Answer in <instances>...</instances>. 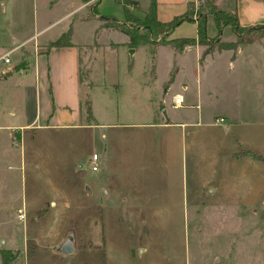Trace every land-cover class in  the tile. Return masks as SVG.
Here are the masks:
<instances>
[{"label": "rangeland", "instance_id": "obj_1", "mask_svg": "<svg viewBox=\"0 0 264 264\" xmlns=\"http://www.w3.org/2000/svg\"><path fill=\"white\" fill-rule=\"evenodd\" d=\"M136 1L138 8L132 12L142 18L151 0ZM212 1L221 0H196L186 13L196 21ZM46 2L33 6L15 1L0 14V31L8 36L0 39V59L10 53V65L0 61V238L5 239L0 246L12 241L22 248L25 231L43 222L37 231L41 239L48 222L60 236L68 234L86 245L97 242L98 249L106 240L111 264H264V36L229 53L211 51L222 53L201 64L191 52L175 58L174 65L170 49L162 50L154 63L146 47L126 54L125 37L97 29L99 19L78 21L90 9L75 19L80 0H50L44 7ZM224 2L234 10L235 0ZM243 5L248 6L244 0ZM97 10L102 17L125 18L116 0H101ZM257 26L264 27V18L245 28ZM207 27L213 35L212 23ZM68 29L69 40L88 57L82 72L91 68L95 86L87 92L96 121L85 116L80 127L38 129L43 125L31 121L40 111L32 54L46 50L36 43L58 39ZM185 29L186 34L193 32L192 26L181 31ZM233 39L230 29L223 33V41ZM220 40L218 32L208 36L213 49ZM21 41L25 46L19 48ZM109 43L118 45L111 48ZM39 64L41 69L46 65ZM81 78L92 87L88 78ZM114 82L121 86L119 92L109 87ZM137 84L147 91L146 109L130 106ZM172 84L171 94L186 98L184 107L172 112L174 118L193 122L201 117L203 125L193 130L192 152L186 135L184 149L180 129L163 148L157 145L162 131L153 134L150 128L129 126L151 121L150 95L160 98L162 88ZM188 101L191 107L185 105ZM209 120L216 127H207ZM93 154L98 156L97 172L90 169ZM219 180L231 184L233 201L210 191ZM164 187L168 191L161 193ZM152 189L160 192L149 193ZM146 197L151 199L148 206ZM18 208L24 211L23 220L16 217ZM44 209L58 214L41 218ZM228 216H234L235 226ZM27 243L33 246L30 238ZM76 256L99 260L102 253L96 249Z\"/></svg>", "mask_w": 264, "mask_h": 264}, {"label": "crops", "instance_id": "obj_2", "mask_svg": "<svg viewBox=\"0 0 264 264\" xmlns=\"http://www.w3.org/2000/svg\"><path fill=\"white\" fill-rule=\"evenodd\" d=\"M19 2L25 4L27 1L31 2L32 5L38 6L40 4V0H0V14L3 16L5 13L8 12V9L10 8L11 4L14 2ZM79 3L78 7L76 10H79V12L74 13L72 16L76 18V14L80 13L81 10L84 8H88V2H83L84 6H81L82 0ZM136 1V0H135ZM196 0H156V13H157V20L161 22H169L171 21L175 16H180L186 13V10L190 3H194ZM211 1V0H210ZM225 0H221L220 4H215L214 1H212V5L216 6L219 9H225L227 11L233 12L236 14L238 23L240 26L243 27H249L253 26L255 24H261L262 18H264V5L263 1L261 0H244L246 4H248L247 8L244 7L243 5V0H235V7L234 10L232 8H227L226 3L224 2ZM50 0H47L45 3L44 7H47L49 5ZM101 0H98L97 4V9L100 4ZM239 4V5H238ZM133 9L130 7V11L132 14H134L132 11ZM75 10V11H76ZM88 10V9H87ZM74 12V11H73ZM70 12V13H73ZM146 12V11H145ZM145 12L143 13V17L145 16ZM84 13V12H83ZM136 15V14H135ZM139 17L138 15H136ZM87 14H83L81 17H79L78 21H87V20H94V19H86ZM143 17H139L140 19H143ZM100 21V25L97 29H103L101 27L102 21ZM210 22L213 24L212 17L208 16L207 17V23ZM188 25L189 27L192 26L193 32L191 34H186V29L185 32H182L181 29L185 28V26ZM207 27V24H206ZM215 27V26H214ZM1 28V27H0ZM105 31L109 32H117L121 34L125 39L123 40V45L126 50V54L129 53V56H133V54L136 53V50L139 47H146L150 50L152 54V60L157 61L156 59L158 58V55L162 50L170 49V53L172 55V60L173 64L175 65V58H181L182 56L186 55L187 53L194 52V58L196 60L199 59L200 64L202 62L207 61L209 57H213V55H218L221 54L222 52H228V50H222L221 53L217 52H210L207 53L203 57V61H201L200 57L203 53L201 45L195 44L191 46H185L182 50H176L171 46L167 45H153V44H144L140 45L136 48L129 47L128 44V38L122 34L121 32L117 30H109V29H103ZM208 30V27H207ZM229 30L228 27L224 28L221 35H220V41L221 42H234V39L231 41H223V33ZM43 30H41L42 32ZM97 31V30H96ZM231 31V30H230ZM39 33V32H38ZM96 33V32H95ZM196 33H197V28L195 23H187L183 22L179 26L175 27V30L170 36V39H175V38H196ZM233 33V32H232ZM208 36L213 37L217 34V28L215 27V31L213 35H210L209 32L207 33ZM12 36V35H11ZM10 36V37H11ZM8 37L4 31H0V39ZM5 39V38H4ZM2 39V40H4ZM10 39V38H9ZM57 40V39H55ZM53 39L48 40L46 42H41V43H36L39 44L41 47L39 48H44L45 47V52L42 53L41 55H38V52L35 50V53L33 52L34 60H35V66L33 67V71L31 75H33L34 78V88L36 89L38 86V89L36 90L37 93L34 94L35 97L37 98V101L35 102L36 105H38V110L39 114L35 116L31 121L34 122L35 124H40L43 126H39L38 129H46V128H51L53 126L57 127H80L82 126L85 116H86V110L82 109L81 105L82 103L88 98L90 102V109H91V101L89 99V91L90 89H93L95 86V83L89 78L91 75V68L87 67L88 72L85 74V72H82L83 67L85 63L88 61V57L86 56L87 54L81 52V48L74 44L73 42L70 43V46L66 47H53L51 46L49 48V45L51 42L55 41ZM11 42L12 43H17L18 41L11 37ZM25 41H21L17 46L20 48L21 46L24 47ZM35 44V45H36ZM117 43H109L107 46H110L111 48H116ZM82 53V54H81ZM212 53V54H211ZM227 53V54H228ZM157 55V57H156ZM239 54L235 57L238 59ZM230 58V56H229ZM231 59V58H230ZM235 59V60H236ZM45 62L46 65L45 67L41 69L40 62ZM88 62V66H89ZM157 66V65H156ZM155 65L153 64V69ZM133 64L129 66V69H127V73L132 71ZM18 72V71H17ZM19 73V72H18ZM21 73H27L26 71H22ZM84 73V75H82ZM117 73V71H116ZM114 73V75H116ZM14 74V73H13ZM113 74V72H112ZM112 75V77L114 76ZM11 76V75H10ZM82 76H85L90 80L92 83V87H89L87 85H84L85 83L83 82ZM9 77V76H8ZM118 82H114L113 84H109V87L115 92V91H120L121 86L118 85ZM45 86H48V93L46 92L47 95H44V90ZM174 86V84L170 86H166V88H162V94L160 98L156 97V94H154V97L150 95L149 98V107H150V112H151V121H148L147 123H131L129 126H135V127H145V128H150L151 132L153 134H157L159 131H162V141L160 143V140L153 137V142L155 144L158 142L157 145L162 146L163 148L166 147L167 145L171 144V141L173 140V135L179 133V137L181 139H185V144H184V149H186V144H187V137H190V143H191V152L193 149V137L192 134H194V129L199 128L200 124H202L201 117H197L196 121H191V120H178L174 118V115L172 112H175L179 109H182L183 103L186 101L185 96L181 93H174L171 94V88ZM107 89V87H105ZM155 88V87H154ZM181 89L184 92H187L186 85H182ZM88 90V92H87ZM197 90V96L199 95V90ZM132 102L130 103V106L132 105L133 107H136L138 109H146L147 105V91L144 87V85L137 84L132 88ZM43 99H41L42 95ZM181 95L183 98L182 102V107L175 109L172 106V99L174 96ZM52 97V98H51ZM48 99V100H47ZM145 101L143 102V100ZM43 100V109L41 107L42 101ZM158 101V102H157ZM186 106H190V101H188ZM149 112V113H150ZM91 114H92V109H91ZM92 119L93 118L92 115ZM225 119V118H224ZM96 121V120H95ZM216 121V120H215ZM222 120H220L221 122ZM2 122H4V118H2ZM41 122V123H40ZM95 123V126H100L101 124ZM207 127L214 126L216 127V123L214 121H210L206 123ZM230 125V124H227ZM4 128H7V126H4V124L1 125ZM44 127V128H43ZM205 126V128H207ZM172 129V131H171ZM180 129V131L177 133L174 130ZM188 130V131H187ZM201 133V132H200ZM152 134V135H153ZM184 135V137H183ZM194 154V152H193ZM97 172V170L95 171ZM211 183V182H210ZM218 184H216L215 188H211V192L215 194H221L223 198H228L229 200L233 201V198L231 197V194H229L230 191H232L231 184L227 185L225 181H218ZM225 183V184H223ZM207 184V183H206ZM161 193L167 192L168 189L167 187L160 188ZM160 189L154 190L152 189L149 193L153 192H160ZM148 195V193L146 192ZM206 195L208 193H205ZM212 195V193H211ZM250 195V194H249ZM117 194L115 195V192L113 191V198H115ZM257 196V195H256ZM201 197V195H200ZM194 199H196V196H194ZM151 199H148L146 197V204L147 206L149 205ZM227 202V200H223ZM221 203V202H220ZM224 203V202H223ZM51 204L55 206V203ZM38 208V207H37ZM36 208V209H37ZM21 208L17 209V213L19 212ZM27 207H25V211H27ZM45 210V209H44ZM37 212V211H35ZM39 212V211H38ZM24 213V211H23ZM58 214L57 212H51L50 209H46L45 212L42 213L41 218H48V217H53ZM18 214H16L17 217ZM51 215V216H49ZM229 217V216H228ZM232 217V216H231ZM234 217V216H233ZM230 218L233 220L234 226H235V218ZM40 218V219H41ZM43 222L37 223L35 227L36 229H29L30 234H28V231L26 232V238L24 239V244L22 248H17L12 241H10L7 247L0 246V264H3V257H2V252H6V257L8 258L7 264H111L110 263V258L108 256V248H107V241L104 240V243L100 246L101 248L98 249V244L97 242H94L92 245L88 244H82L81 240L76 241L74 237L72 239L68 236L62 237L58 233V230L54 227L50 226V224L47 222V231L46 235L43 236V238H39V235H37V231L42 228ZM46 227V226H45ZM32 233V234H31ZM29 236V237H28ZM27 238H30V240L33 241V246H29L27 243ZM67 241L70 243V248L73 249L72 253L66 254L63 253L60 249L62 246L66 245ZM0 242L2 244H5V239L0 238ZM94 247V248H92ZM99 250L100 253H102V257L99 260H95L92 258H83L82 256H76V254H85L88 252H92L94 250ZM141 250H145L142 249ZM77 257V258H76ZM115 264V263H114ZM117 264V262H116Z\"/></svg>", "mask_w": 264, "mask_h": 264}, {"label": "trees", "instance_id": "obj_3", "mask_svg": "<svg viewBox=\"0 0 264 264\" xmlns=\"http://www.w3.org/2000/svg\"><path fill=\"white\" fill-rule=\"evenodd\" d=\"M90 0H84L88 2ZM123 7V13L125 18L119 20L116 17H102L97 10L98 0L96 1L95 6H88L91 12L87 14L86 19H99L103 23L101 27L103 29L117 30L124 34L128 38V44L132 48H136L144 44H153V45H167L171 46L176 50H182L185 46L191 45H201L206 47L200 59L203 61V57L210 53L211 51H222V50H231L234 51L238 48L239 45L243 43H250L253 40L258 39L259 37L264 36V27H250L245 28L240 26L238 19L235 13L227 11L225 9H218L211 2L206 4V13L199 12V18L194 21L192 16L189 13H185L180 16H175L169 22H161L157 20L156 13V0H151V4L145 12L143 19H140L135 14H132L129 10L130 7L138 8V2L135 0H116ZM264 2V0H261ZM211 16L214 26L217 28L218 36L221 35L224 28L228 27L235 36L234 42H216L219 44L215 49L211 48L213 46L208 41L207 36V17ZM183 22L195 23L197 28L196 38H175L170 39L171 34L175 30V27L179 26ZM69 29L66 31V34H63L57 40L51 42L49 48L53 47H66L70 46L69 40ZM17 70L16 68L14 71ZM82 109L86 110V117L92 119L90 102L85 100L82 105ZM98 125V124H97ZM6 252H2L3 264H7L8 258L6 257Z\"/></svg>", "mask_w": 264, "mask_h": 264}, {"label": "built area", "instance_id": "obj_4", "mask_svg": "<svg viewBox=\"0 0 264 264\" xmlns=\"http://www.w3.org/2000/svg\"><path fill=\"white\" fill-rule=\"evenodd\" d=\"M9 54H10L9 52L4 54V57H2L0 59V61H2L3 65H10ZM182 102H183V98L181 95L174 96L172 99V106L175 109L180 108V107H182ZM97 161H98V156L93 154V156L90 159L91 171L95 172L97 170ZM17 217L19 220H23V218H24L23 210H19Z\"/></svg>", "mask_w": 264, "mask_h": 264}, {"label": "water", "instance_id": "obj_5", "mask_svg": "<svg viewBox=\"0 0 264 264\" xmlns=\"http://www.w3.org/2000/svg\"><path fill=\"white\" fill-rule=\"evenodd\" d=\"M63 253L69 254L73 252V249L70 248V243L67 241L66 245L62 246L60 249Z\"/></svg>", "mask_w": 264, "mask_h": 264}]
</instances>
